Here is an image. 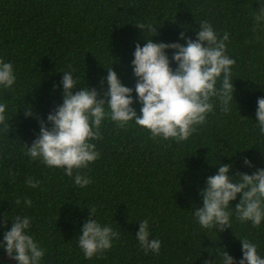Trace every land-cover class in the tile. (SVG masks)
Returning a JSON list of instances; mask_svg holds the SVG:
<instances>
[{
    "label": "trees",
    "instance_id": "16d2710c",
    "mask_svg": "<svg viewBox=\"0 0 264 264\" xmlns=\"http://www.w3.org/2000/svg\"><path fill=\"white\" fill-rule=\"evenodd\" d=\"M256 4L257 0H0V57L12 61L18 75L15 92L3 96L23 98L41 119L60 103V88L53 91L52 85L59 84L58 71L69 65L84 85L98 87L106 74L103 67L113 61L121 82L134 86L129 64L134 42L143 44L141 30L134 26L137 21L157 24L158 35L152 39L170 42L177 39L180 25L196 28L206 18L219 31L229 32L228 51L236 61L238 110L234 106L231 117L210 115L204 126L179 143L153 140L132 123L121 128L105 120L95 141L100 157L87 169L92 182L83 188L61 169L29 161L18 142L5 138L0 144L8 154L5 158L0 153V212L11 216L24 211L32 218L31 230L46 249L42 264H203L217 247H225L238 260L241 237L256 242L264 255V222L253 227L233 216L231 228L216 233L200 229L191 208L202 203L197 187L216 170L207 159H231L235 170L248 173L254 168L243 167V157L256 167L264 166V135L247 118H254L256 99L264 96V31L254 33L251 21ZM185 34L194 38L192 31ZM134 106L138 111L139 105ZM11 124L16 132L10 130L9 138L15 135L28 143L38 130L35 119L24 117L23 108ZM27 175L40 179L38 188L24 185ZM17 195H27L32 207L17 208ZM238 199L231 202L233 207ZM87 207H95L97 218L120 233L110 249L91 258H85L76 244ZM144 218L149 220L150 236L161 241L159 254H146L134 237L137 222ZM0 264L15 262L0 250Z\"/></svg>",
    "mask_w": 264,
    "mask_h": 264
},
{
    "label": "clouds",
    "instance_id": "9594fccd",
    "mask_svg": "<svg viewBox=\"0 0 264 264\" xmlns=\"http://www.w3.org/2000/svg\"><path fill=\"white\" fill-rule=\"evenodd\" d=\"M256 5L251 12L254 33L264 31V0H257ZM134 26L141 30L143 37L142 45L134 42L129 64L134 86L121 82L111 67L113 61L109 68L103 67L106 74L100 78L98 87L84 85L83 78L69 65L58 71L62 73L59 84L52 85L53 91L60 88V103L50 108L42 119L23 98L3 96L4 92H15L18 75L13 62L0 57V144L5 138L18 142L29 161L49 169H61L74 185L83 188L92 182L87 169L100 157L95 141L100 139L105 120L121 128L132 123L146 130L153 140L179 143L187 141L204 126L210 115L231 117L234 106L237 109L233 85L236 61L228 51L227 30L219 31L204 18L196 28L180 25L182 30L177 39L165 42L152 39L158 35L154 27L157 24L137 21ZM186 31L194 32V38L187 36ZM40 80L41 75L38 84ZM134 105H139L138 111ZM18 108H23L25 118L37 122L38 130L34 131L30 143L7 135L10 130L16 132L11 121ZM247 118L264 135V96L256 99L254 118ZM0 153H3L2 147ZM261 154L264 158V151ZM207 163L216 170L204 178L203 186L197 187L202 203L191 207L199 228L222 232L231 228L233 216L241 222H250L253 227L260 226L264 222V166L256 167L248 157H243L241 165L254 170L241 172L234 169V161L223 163L216 155L214 162L207 159ZM23 183L36 189L41 181L27 175ZM237 196L238 202L233 207L231 202ZM14 204L26 210L32 207V200L27 195H17ZM87 208L88 216L80 225L76 244L85 258H91L110 249L120 233L97 218L95 207ZM137 223L134 237L140 248L146 254H159L161 241L150 236L148 218ZM31 229L32 218L26 212L16 211L11 216L0 212V250L15 264H42L46 249ZM238 239L241 252L238 260L225 247H217L213 258L205 259L203 264H264V255L259 253L256 242L247 237Z\"/></svg>",
    "mask_w": 264,
    "mask_h": 264
}]
</instances>
